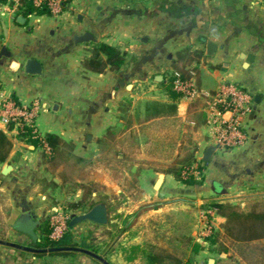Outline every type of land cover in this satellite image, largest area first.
I'll return each mask as SVG.
<instances>
[{"label": "crops", "instance_id": "1", "mask_svg": "<svg viewBox=\"0 0 264 264\" xmlns=\"http://www.w3.org/2000/svg\"><path fill=\"white\" fill-rule=\"evenodd\" d=\"M0 5V55L4 45L12 53L0 56V99L38 100L42 135L55 132L72 140L82 157L140 151L138 158L147 166L139 182L144 197L156 205L193 202L190 198L264 199V0H70L60 16L33 14L23 16L24 23L17 21L22 15L17 16L16 5ZM86 33L94 39L77 40ZM94 41L119 46L130 62L119 73L86 70L82 60ZM208 45H213L210 53ZM188 47L203 53L199 62L187 65L197 67L192 78L199 88L214 92L234 81L253 94L256 105L242 121L247 141L231 150L215 149L208 161L203 159L211 146L207 103L175 97L162 85L178 53ZM250 54L254 59L247 64ZM28 58L42 63V75L25 72ZM0 129L13 142L0 164V195L13 205L11 230L1 236L25 240L28 235L13 224L26 213L37 218L46 196L35 187L48 170L40 148L20 140L14 127L0 122ZM189 158L206 163L201 184L187 185L165 170ZM212 258L214 264H242L232 253L209 257L208 264ZM85 263L96 264L81 256L20 254L0 244V264Z\"/></svg>", "mask_w": 264, "mask_h": 264}, {"label": "rangeland", "instance_id": "2", "mask_svg": "<svg viewBox=\"0 0 264 264\" xmlns=\"http://www.w3.org/2000/svg\"><path fill=\"white\" fill-rule=\"evenodd\" d=\"M255 106L254 104V108ZM73 144L72 152L70 146L63 147L64 152L55 163L49 164L44 157L47 154H43V163L48 174L35 187L46 196L44 200H40L35 213L39 224L58 211H63L72 218L89 210L66 209L71 202L81 199L89 202L100 201L107 205L108 223L96 225L88 221L80 224L79 228L89 237V241L101 245L106 253L112 251L109 259L114 264H145L141 255L132 262L125 261L124 250L131 252L132 246L146 244L157 245L183 258L193 257L197 264H208V258L215 256L210 252L209 242L203 243L200 240L205 223L204 212L207 209L203 204L205 201L196 202L194 198H190L193 202L173 200L156 205L155 200L144 197L139 182V174L147 166L138 158L140 151H129V155L124 151H97L89 157H82L75 150L74 142ZM54 178L60 187L49 186L47 181ZM229 199L223 200L234 203L245 211L253 208L264 209V199ZM12 207L10 197L0 195V238L3 231L11 230L9 216ZM219 216L214 220L215 234L223 233V224L226 221L225 219L221 222ZM10 238L13 241L16 237ZM196 242L205 245V248L193 253ZM220 242L216 247L221 246ZM222 244L242 264H264V241L244 245L224 238Z\"/></svg>", "mask_w": 264, "mask_h": 264}, {"label": "trees", "instance_id": "3", "mask_svg": "<svg viewBox=\"0 0 264 264\" xmlns=\"http://www.w3.org/2000/svg\"><path fill=\"white\" fill-rule=\"evenodd\" d=\"M7 2H9L11 6L15 5L14 0H0V4H4ZM16 11L17 16L22 15L24 17H28L33 14H49L46 8H36L29 0H19L18 5H16ZM202 56L203 53L199 50H193L189 47L185 48L178 53L177 59H175L173 63L174 70L180 71L184 78H191L193 72L195 71V68L197 67L187 68V65L190 64L192 61L199 62V59ZM129 60L130 57L128 53L123 51L119 46L105 42L94 41L89 44L87 48V53L82 60V65L86 70L95 73H104L107 70H112L119 73L130 62ZM164 76L165 77L162 81V85L167 90V92L175 97H180V95L173 88V78L169 74V72L165 73ZM13 127V123L8 125L9 129ZM18 131V136L20 140L26 142L34 148H42L43 143H47L50 148V154H47L44 157L45 159H47V162H49V164L55 163V160L62 154V152H64L63 147L70 146V151L72 152V150H74L73 142L64 139L58 133L48 132L43 135L42 139H40L37 137H33V134L30 131H25L24 128H19ZM12 148V140L7 136V134L3 130L0 129V164L4 163L8 159ZM195 162V158H189L185 161H177L172 165H169L165 170L167 173L174 175L178 180L183 181L187 185H198L203 182V173L202 176L199 178L194 176H183V170L187 167H191L192 165H194ZM205 165L206 163L203 160H200L199 169L204 170ZM47 183L51 188L60 187V184H58L54 179L47 181ZM96 204L97 202H89L84 199H81L79 201L69 203L66 209L84 211L86 209H91ZM203 204L205 205V208L215 209L218 215L226 219L225 223L223 224V233H213L206 239V242H209L210 252L213 255H223L229 252V248L226 245L222 244V239L224 238L229 239L236 244L244 245L250 244L255 241H264V209L258 210L253 208L249 211H245L240 209L234 203L217 200H209ZM70 220L71 218L69 219V222ZM82 223H79L73 227L69 226L67 232L62 238H60L59 240H53L49 236L53 226L51 224L50 218H48L39 226V238L36 243L32 240L31 237L28 236L25 240H23L21 237H16L13 241L22 245L36 247L38 249L83 247L105 257L109 262H111L109 259V255L112 251L109 250L106 253V250L101 247V245L94 244L89 241V237L79 228L80 224ZM1 239L11 241V238L8 236H1ZM219 242L221 246L216 247ZM204 248L205 245L201 244L200 242H196L193 246V253H198L204 250ZM8 249L12 252L15 251L20 254L28 253L27 251L18 248L8 247ZM30 254L35 257H42L46 255L61 257L81 256L86 262L93 261L96 264H102L94 257L76 251L59 250L51 252H30ZM139 255L144 258L145 264H197L193 257L183 258L174 254L171 251H168L164 248L152 244H146L145 246L134 245L131 247V252L127 251L126 249L124 250V259L127 262H132ZM111 263L114 264L113 262Z\"/></svg>", "mask_w": 264, "mask_h": 264}, {"label": "built area", "instance_id": "4", "mask_svg": "<svg viewBox=\"0 0 264 264\" xmlns=\"http://www.w3.org/2000/svg\"><path fill=\"white\" fill-rule=\"evenodd\" d=\"M18 5L19 0H14ZM36 8H46L49 15L58 17L66 9L70 0H29ZM1 6V5H0ZM172 76L173 88L181 98L189 100H204L206 105L208 125V140L216 149L231 150L245 143L248 133L243 119L249 118L254 111V96L243 85L234 82H223L216 91L209 92L198 87L193 78H184L177 70L169 71ZM41 110V103L38 100L30 104L22 103L16 99L5 97L0 99V122L5 125L14 124V128H24L30 131L33 137L42 139L37 126V117ZM19 132V131H18ZM43 153L50 154L47 143H43ZM197 161L191 167L183 170L184 177H201L204 170L199 169ZM203 243L215 231L214 220L217 218L215 209L207 208L204 212ZM70 217L63 211L54 213L51 217L52 231L50 238L59 240L69 228ZM201 242V241H200Z\"/></svg>", "mask_w": 264, "mask_h": 264}, {"label": "water", "instance_id": "5", "mask_svg": "<svg viewBox=\"0 0 264 264\" xmlns=\"http://www.w3.org/2000/svg\"><path fill=\"white\" fill-rule=\"evenodd\" d=\"M25 18L23 16H19L17 21L20 23L25 22ZM94 37L90 35L89 33H86L82 36L77 37L78 41L84 42V41H89L93 40ZM209 53L213 49V45H208ZM12 53L11 51L7 48L6 45L3 46L2 53L0 56H6V57H11ZM254 59V55L250 54L247 56V64L251 63ZM24 70L27 74L30 75H42L43 74V65L40 61L34 58H28L25 65H24ZM216 147L211 145L203 159L205 161L210 160L212 153L215 151ZM10 169V166L5 167L4 173H7L8 170ZM89 221L93 222L99 225H104L107 224L109 221V212L107 205L103 202H99L96 205H94L91 209L88 211L75 215L71 218L69 222V226L73 227L79 223ZM39 225V220L33 216H31L29 213L21 215L13 224V228L21 233L27 234L32 238V240L36 243L38 241V234H37V227ZM0 244L5 245L8 247H13V248H18L27 252H51V251H76L84 254H88L98 261H100L102 264H112L109 262L105 257L89 250L83 247H65V248H58V249H38L36 247H30L27 245H22L14 241L10 240H5L0 238ZM215 260L212 258L209 261V264H214Z\"/></svg>", "mask_w": 264, "mask_h": 264}]
</instances>
